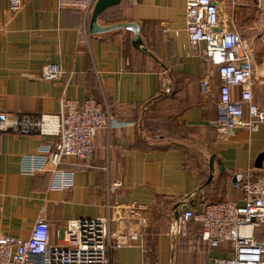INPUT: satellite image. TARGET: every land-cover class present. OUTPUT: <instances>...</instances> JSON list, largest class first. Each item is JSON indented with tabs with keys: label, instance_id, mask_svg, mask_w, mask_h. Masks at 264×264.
<instances>
[{
	"label": "crops",
	"instance_id": "1",
	"mask_svg": "<svg viewBox=\"0 0 264 264\" xmlns=\"http://www.w3.org/2000/svg\"><path fill=\"white\" fill-rule=\"evenodd\" d=\"M214 1L220 7L221 29L237 30L259 47L254 91L264 107V0ZM185 4L122 0L105 10L98 18L100 26L140 24L143 47L137 49L134 33L127 29L91 35L92 12L87 18L76 9L60 8L57 0H23L22 9L13 13L10 0H0V118H6L7 127L0 130V237L29 238L44 212L51 243L59 246L70 221L109 216L114 230L138 235L130 245L115 248L111 264H215L232 254L231 244L210 248L200 238L198 223L175 247L170 239L174 209L185 199L197 211L202 203L223 200L242 205L243 192L234 176L254 169L264 151V125L258 132L237 130L230 137L211 125L220 77L201 54L203 46L195 54L189 50ZM164 26L169 28L166 38ZM50 64L62 66L61 80L41 79L42 69ZM203 80L211 83L209 95L201 90ZM89 98L111 105V127L98 130L91 162L69 159L79 165L68 166L76 171L73 189L50 191L49 171L22 174L21 158L50 138L16 132L8 118L57 114L64 100L82 103ZM147 108L166 129L165 118L172 116L187 135L164 133L154 139L140 127ZM173 143L190 150L173 148ZM213 157L214 181L203 188ZM104 166L108 173L98 169ZM116 182L122 185L109 190ZM134 203L136 208L131 207ZM142 219L147 227L141 226Z\"/></svg>",
	"mask_w": 264,
	"mask_h": 264
},
{
	"label": "built area",
	"instance_id": "2",
	"mask_svg": "<svg viewBox=\"0 0 264 264\" xmlns=\"http://www.w3.org/2000/svg\"><path fill=\"white\" fill-rule=\"evenodd\" d=\"M60 8H73L88 18L97 0H57ZM136 3L138 0H129ZM23 0H10V10L19 12ZM186 31L189 50L195 54L203 46V54L216 67L220 77L216 117L211 125L222 136L230 137L237 130L258 132L264 125V107L255 98L254 48L237 30L221 29L220 7L214 0H186ZM162 37L169 28L164 26ZM64 74L60 64L42 69L41 79L57 82ZM204 94L212 93L209 80L201 81ZM166 88L165 93H170ZM57 114L32 116L22 113L8 118L16 132L37 133L50 138L33 153L21 158V173L36 175L49 171V190L65 192L73 189L77 167L74 158L91 162L95 155L98 130L110 129L111 108L108 102L89 98L80 103L66 99ZM6 118H0V130L7 129ZM88 167L93 168L92 165ZM69 168V169H67ZM99 170L108 173V167ZM235 181L243 192V204L223 200L202 203L197 211L188 199L174 209L170 239L175 247L180 238H188L191 226H201L200 238L210 248L231 244L232 254L216 259L215 264H264V161L261 169L236 173ZM120 182L109 190L120 187ZM134 203L131 207L136 208ZM147 227L146 219L140 221ZM107 216L94 220H73L68 223L59 246L51 243V226L44 212L39 216L29 238L0 237V264H111L115 248L131 244L137 234L113 229Z\"/></svg>",
	"mask_w": 264,
	"mask_h": 264
},
{
	"label": "water",
	"instance_id": "3",
	"mask_svg": "<svg viewBox=\"0 0 264 264\" xmlns=\"http://www.w3.org/2000/svg\"><path fill=\"white\" fill-rule=\"evenodd\" d=\"M122 0H97V2L94 5V8L91 13L90 22H89V32L91 35H98L103 34L119 29H127L134 33L133 37V46L137 49H142L143 47V41L140 36V24L138 22L134 23H127V24H118L114 26H108L103 27L100 26L98 23L99 16L108 8L117 6L121 3ZM263 161H264V151L259 154V156L256 159L255 162V168L261 169L263 167ZM218 164L220 165L219 172L220 174L224 173V166L221 165V162L218 161ZM215 158H211L210 160V175L208 177V180L205 182L203 188L209 186L213 181L215 177ZM180 205V204H179ZM179 205H177L175 208H177Z\"/></svg>",
	"mask_w": 264,
	"mask_h": 264
},
{
	"label": "trees",
	"instance_id": "4",
	"mask_svg": "<svg viewBox=\"0 0 264 264\" xmlns=\"http://www.w3.org/2000/svg\"><path fill=\"white\" fill-rule=\"evenodd\" d=\"M100 102V101H98ZM102 102V101H101ZM111 108V105H110ZM112 110V109H111ZM151 109L147 108L146 110L143 111L142 115V123H140V127H142V130L145 132H148L154 139H160L164 135V133H167V137L169 133H174L181 138L187 135V129L184 126H180L177 122L175 123L172 119V116H166V125L167 129L163 126V121L161 119L155 118L151 114ZM170 137V136H169ZM184 139H187L185 137ZM173 148L180 149L182 148L183 150L186 151L190 150L188 147H182L180 144L173 143L170 145ZM169 147V146H167ZM153 148V147H152ZM186 148V149H185Z\"/></svg>",
	"mask_w": 264,
	"mask_h": 264
},
{
	"label": "rangeland",
	"instance_id": "5",
	"mask_svg": "<svg viewBox=\"0 0 264 264\" xmlns=\"http://www.w3.org/2000/svg\"><path fill=\"white\" fill-rule=\"evenodd\" d=\"M246 41V40H245ZM246 43L249 45V46H252L253 48H254V50H255V52H254V78H256L257 76H256V68H257V66H259L260 65V58H258L257 59V56H256V49L257 48H259L258 46H253V45H251L250 43H248L247 41H246ZM256 82V81H255Z\"/></svg>",
	"mask_w": 264,
	"mask_h": 264
}]
</instances>
